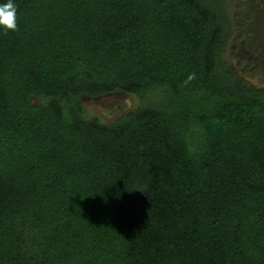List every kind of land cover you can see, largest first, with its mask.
Masks as SVG:
<instances>
[{
	"label": "trees",
	"instance_id": "trees-1",
	"mask_svg": "<svg viewBox=\"0 0 264 264\" xmlns=\"http://www.w3.org/2000/svg\"><path fill=\"white\" fill-rule=\"evenodd\" d=\"M227 1L14 0L0 264H264V88L223 58ZM115 92L138 103L85 116Z\"/></svg>",
	"mask_w": 264,
	"mask_h": 264
},
{
	"label": "rangeland",
	"instance_id": "rangeland-1",
	"mask_svg": "<svg viewBox=\"0 0 264 264\" xmlns=\"http://www.w3.org/2000/svg\"><path fill=\"white\" fill-rule=\"evenodd\" d=\"M227 10L231 32L223 58L237 77L251 86L264 88V0H228ZM30 101L40 102L35 98ZM80 103L86 117L108 123L133 108L138 99L115 92L95 98L83 96Z\"/></svg>",
	"mask_w": 264,
	"mask_h": 264
},
{
	"label": "clouds",
	"instance_id": "clouds-1",
	"mask_svg": "<svg viewBox=\"0 0 264 264\" xmlns=\"http://www.w3.org/2000/svg\"><path fill=\"white\" fill-rule=\"evenodd\" d=\"M0 27L5 31H17V7L14 0H6L0 3Z\"/></svg>",
	"mask_w": 264,
	"mask_h": 264
}]
</instances>
